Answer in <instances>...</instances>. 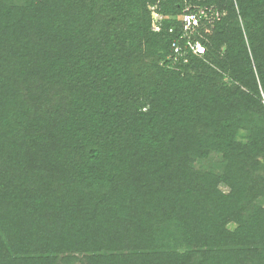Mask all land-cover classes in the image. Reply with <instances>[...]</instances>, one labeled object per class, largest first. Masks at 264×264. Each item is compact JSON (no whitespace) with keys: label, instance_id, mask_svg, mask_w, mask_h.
<instances>
[{"label":"trees","instance_id":"trees-1","mask_svg":"<svg viewBox=\"0 0 264 264\" xmlns=\"http://www.w3.org/2000/svg\"><path fill=\"white\" fill-rule=\"evenodd\" d=\"M0 264H264V0H0Z\"/></svg>","mask_w":264,"mask_h":264},{"label":"built area","instance_id":"built-area-1","mask_svg":"<svg viewBox=\"0 0 264 264\" xmlns=\"http://www.w3.org/2000/svg\"><path fill=\"white\" fill-rule=\"evenodd\" d=\"M184 21L186 23V29H188L191 26H196L198 24V19L194 15H187L184 18ZM196 53L203 54L204 53V48L200 46L199 44L193 47Z\"/></svg>","mask_w":264,"mask_h":264},{"label":"rangeland","instance_id":"rangeland-1","mask_svg":"<svg viewBox=\"0 0 264 264\" xmlns=\"http://www.w3.org/2000/svg\"><path fill=\"white\" fill-rule=\"evenodd\" d=\"M156 19H159V17L157 16Z\"/></svg>","mask_w":264,"mask_h":264}]
</instances>
